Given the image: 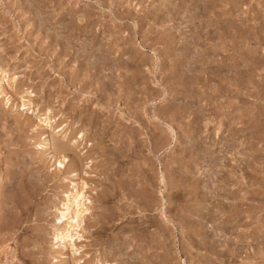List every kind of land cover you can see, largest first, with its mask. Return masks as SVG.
Masks as SVG:
<instances>
[{
	"label": "rangeland",
	"instance_id": "obj_1",
	"mask_svg": "<svg viewBox=\"0 0 264 264\" xmlns=\"http://www.w3.org/2000/svg\"><path fill=\"white\" fill-rule=\"evenodd\" d=\"M0 78V264H264V0H0Z\"/></svg>",
	"mask_w": 264,
	"mask_h": 264
},
{
	"label": "bare ground",
	"instance_id": "obj_2",
	"mask_svg": "<svg viewBox=\"0 0 264 264\" xmlns=\"http://www.w3.org/2000/svg\"><path fill=\"white\" fill-rule=\"evenodd\" d=\"M0 81H1V78H0ZM24 104H25L24 102L21 103L22 106H24ZM43 119L45 120L46 123H48L49 120H51L48 117H44ZM73 142H75V141H73ZM54 143H55V147H53V148H56V147L62 146L63 141L62 142L54 141ZM63 145H65V144H63ZM44 147L46 150L51 149V140H50V137L48 134H45V136H44ZM68 148H69V146H68ZM71 150H74V149L71 148ZM73 152L75 153L74 156L77 157V155H78L77 152H75V151H73ZM67 160L68 159H65V157L63 156L62 160H56V162H57L58 166L64 167L63 161H67ZM70 173H71L70 176H77V174H78L75 170H71ZM84 173H86V171ZM76 184L77 183L75 181H72V187L70 190H72V189L73 190L66 193V198H65L66 200L62 204V207L60 209H58L59 214L57 215L56 222H55V224L57 225L56 226L57 229L53 233L54 234L53 237L55 238L54 242L55 243L57 242L58 246H60L61 249H64V254H67L66 250L68 247H70V250L73 253H76L78 251V247L76 244V238L77 239L80 238L82 236V234H80L78 232L77 228H82V229L85 228L84 226H81L83 221H84L83 220L84 217L82 215L91 213L89 211L88 206L85 205L86 202L90 203L91 199H89V197H86V195L84 194L83 189H82L83 187L80 189L79 187H77L78 185H76ZM82 185H86V182L83 183ZM149 201H150V199H149ZM99 223H100L99 220L95 222V224H97V225L91 231L92 234H99L101 232V228L102 229L104 228L101 225V223L100 224ZM83 224H85V223H83ZM74 260H75V262H77L78 260H80V258H75ZM88 262H90L91 264L92 263L93 264H111L107 260H102L100 258H96L94 261L89 260Z\"/></svg>",
	"mask_w": 264,
	"mask_h": 264
}]
</instances>
